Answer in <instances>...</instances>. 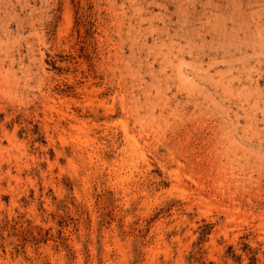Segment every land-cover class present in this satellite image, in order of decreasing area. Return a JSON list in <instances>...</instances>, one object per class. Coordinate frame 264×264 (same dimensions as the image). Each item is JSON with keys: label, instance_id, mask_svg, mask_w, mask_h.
Wrapping results in <instances>:
<instances>
[{"label": "rangeland", "instance_id": "1", "mask_svg": "<svg viewBox=\"0 0 264 264\" xmlns=\"http://www.w3.org/2000/svg\"><path fill=\"white\" fill-rule=\"evenodd\" d=\"M0 264H264V0H0Z\"/></svg>", "mask_w": 264, "mask_h": 264}]
</instances>
